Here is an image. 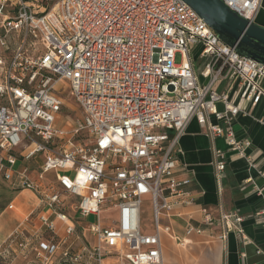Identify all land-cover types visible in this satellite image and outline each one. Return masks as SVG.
Listing matches in <instances>:
<instances>
[{"label": "built area", "instance_id": "2783aa9c", "mask_svg": "<svg viewBox=\"0 0 264 264\" xmlns=\"http://www.w3.org/2000/svg\"><path fill=\"white\" fill-rule=\"evenodd\" d=\"M220 1L251 23L261 6V0ZM0 16V188L6 181L34 193L51 234L33 243L15 232L0 246V259L31 247L43 262L164 264L159 216L196 199L186 189L190 180L176 176L181 138L196 119L246 157L251 142L238 140L231 125L245 103L264 97V65L224 44L182 0H0ZM13 33L23 37L7 56L5 39ZM28 42L42 51L29 55ZM197 45L208 58L200 73L191 57ZM235 87L237 103L229 94ZM66 91L80 110L73 125L63 115ZM25 162L40 164L34 175L27 165L18 168ZM214 165L221 184L225 152L215 151ZM147 200L153 234L141 226ZM201 213L187 236L210 231L224 240L230 231L243 232L237 213L216 218L205 207ZM103 214L113 219L104 223ZM91 216L98 222L82 225ZM254 216L264 223V209ZM86 234L94 244L74 251Z\"/></svg>", "mask_w": 264, "mask_h": 264}, {"label": "crops", "instance_id": "0c3cea01", "mask_svg": "<svg viewBox=\"0 0 264 264\" xmlns=\"http://www.w3.org/2000/svg\"><path fill=\"white\" fill-rule=\"evenodd\" d=\"M254 23L264 28V0H261ZM201 52L199 45L191 49L198 73L208 62ZM224 86L221 90L225 89ZM262 87L264 89V81ZM236 91V87L229 91L235 103L239 101ZM210 123L216 124L214 118H210ZM231 127L238 140L251 142L246 149V157L231 152L225 137H213L196 119L189 123L179 142L175 152L179 167L176 176L190 180L186 189L194 193L196 199L191 206L159 216L164 264H264V223L254 216L264 209V97L257 105L245 103L243 112L235 118ZM217 150L226 153V170L221 184L216 179L214 165ZM23 165L32 169V175L36 172L34 167L40 166L37 162H25ZM53 177L48 174L49 179L53 180ZM2 185L14 190L16 196L11 203L12 208L8 206L0 215V246L5 245L15 232L24 233L33 243L50 239L51 234L40 221V215L46 209L40 206L35 194L28 190H16L6 181ZM203 207L216 218L224 212L239 214L244 218L243 232L230 231L224 240L210 236V231L187 236L188 226L200 225ZM167 228L177 239L165 231ZM56 229L59 237L65 236L61 222L56 221ZM217 232L221 230L217 229ZM14 251L17 252L15 261L21 263L30 256H36L31 247Z\"/></svg>", "mask_w": 264, "mask_h": 264}, {"label": "water", "instance_id": "95a60500", "mask_svg": "<svg viewBox=\"0 0 264 264\" xmlns=\"http://www.w3.org/2000/svg\"><path fill=\"white\" fill-rule=\"evenodd\" d=\"M241 56L264 65V28L231 11L220 0H182Z\"/></svg>", "mask_w": 264, "mask_h": 264}, {"label": "rangeland", "instance_id": "374dc122", "mask_svg": "<svg viewBox=\"0 0 264 264\" xmlns=\"http://www.w3.org/2000/svg\"><path fill=\"white\" fill-rule=\"evenodd\" d=\"M1 18H2V16H0V19ZM0 36H3V34H0ZM22 37L23 36H21L17 33H13V34H10L7 36V38L5 40L9 46V49L4 52L7 56L12 55L13 52L16 51V49L20 45V41H21ZM28 43H29V45H27L26 50H27V53L29 55H35V54L38 55L42 51V48L39 44L31 45V42H28ZM182 61H183V54L178 53L176 56L177 65H181ZM63 96H64V99L66 100V103H67V106L64 107V109H63V115L69 114L70 115V123H71V125H73V122H75L77 120V115H79V112H80L79 107L77 106V104L75 103L73 98H71L70 93L68 91H66L65 95H63ZM21 165H23V164L18 165L19 169L22 168ZM34 169L38 170V168L36 166L34 167ZM49 175L51 177H53L54 173L51 172ZM2 187H3V185L1 183L0 192L2 190ZM10 191H8V193H10ZM109 218L113 219V216H111L110 214H103L102 215V222L105 223L107 221V219H109ZM97 222H98V218L96 216H91V217L85 219V221L83 220L82 225L88 226V224H91V223L94 224ZM141 226H142L143 231L147 234L151 233L152 230H154L153 210H152V206H151V203L149 200L146 201L145 205L142 208ZM78 233L81 234L79 228H78ZM86 237L87 238H81L80 241L75 243V246L73 249L74 251L77 250V248L80 244L86 245V244H89V242L91 243V245L94 244V238L91 235L86 234ZM2 246L4 247L5 245H2ZM16 256H17V252L12 251L9 255H6L4 259H0V264H66L63 261H61L59 258H54L53 260H50L49 262H46V261L43 262L37 256H30L28 259H24L23 263H21V261H19V260L15 261ZM82 264H96V263L89 261L87 259ZM107 264H112V263H107Z\"/></svg>", "mask_w": 264, "mask_h": 264}, {"label": "trees", "instance_id": "16d2710c", "mask_svg": "<svg viewBox=\"0 0 264 264\" xmlns=\"http://www.w3.org/2000/svg\"><path fill=\"white\" fill-rule=\"evenodd\" d=\"M10 190H11L10 188L3 185L2 190L0 192V215L13 202L16 196V192H14V190H11L12 191L11 192ZM8 191H10V193H8Z\"/></svg>", "mask_w": 264, "mask_h": 264}]
</instances>
